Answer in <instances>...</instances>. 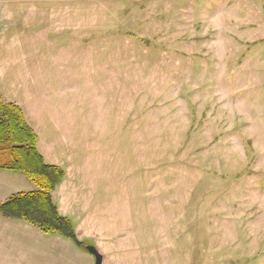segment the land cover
Listing matches in <instances>:
<instances>
[{"label": "rangeland", "instance_id": "374dc122", "mask_svg": "<svg viewBox=\"0 0 264 264\" xmlns=\"http://www.w3.org/2000/svg\"><path fill=\"white\" fill-rule=\"evenodd\" d=\"M2 95L105 264H264V0H0Z\"/></svg>", "mask_w": 264, "mask_h": 264}, {"label": "trees", "instance_id": "16d2710c", "mask_svg": "<svg viewBox=\"0 0 264 264\" xmlns=\"http://www.w3.org/2000/svg\"><path fill=\"white\" fill-rule=\"evenodd\" d=\"M0 170L22 174L33 190L17 193L0 204V215L24 221L43 234L72 241L85 250L69 219L59 214L51 194L63 182L65 171L44 162L37 150V135L26 123L21 109L0 96Z\"/></svg>", "mask_w": 264, "mask_h": 264}, {"label": "crops", "instance_id": "0c3cea01", "mask_svg": "<svg viewBox=\"0 0 264 264\" xmlns=\"http://www.w3.org/2000/svg\"><path fill=\"white\" fill-rule=\"evenodd\" d=\"M2 99L6 103L16 104L21 109L26 123L32 128L27 120V115L25 113L26 110L24 109L23 104L15 99H11V97L8 98L6 95L5 97L2 95ZM32 129L36 133L35 129ZM38 152L42 153L40 154L46 163L48 158L47 154L41 149L38 150ZM66 176L67 174L65 172V178ZM65 178L51 194V196H53V194L61 187L62 188L59 190V193L62 194L63 190L66 188V183L64 184ZM32 190L33 185L22 174L7 170H0V204L4 203L13 194L27 193ZM57 209L59 214L63 216H65L68 212L66 207L61 208L57 206ZM43 237L44 235L42 232L35 230L34 226L20 220L6 219L0 215V264H28V261L31 258L33 242L42 241ZM102 264H105L103 257Z\"/></svg>", "mask_w": 264, "mask_h": 264}, {"label": "water", "instance_id": "95a60500", "mask_svg": "<svg viewBox=\"0 0 264 264\" xmlns=\"http://www.w3.org/2000/svg\"><path fill=\"white\" fill-rule=\"evenodd\" d=\"M85 250L93 255L95 264H102V257L93 246H85Z\"/></svg>", "mask_w": 264, "mask_h": 264}]
</instances>
